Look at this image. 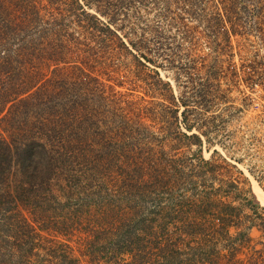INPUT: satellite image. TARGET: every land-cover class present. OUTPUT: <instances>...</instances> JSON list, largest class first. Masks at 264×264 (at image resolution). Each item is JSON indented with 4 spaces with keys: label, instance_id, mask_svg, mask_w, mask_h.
<instances>
[{
    "label": "trees",
    "instance_id": "16d2710c",
    "mask_svg": "<svg viewBox=\"0 0 264 264\" xmlns=\"http://www.w3.org/2000/svg\"><path fill=\"white\" fill-rule=\"evenodd\" d=\"M149 1L0 0V216L12 201L23 218L0 217V264L7 256L20 261L26 245L33 253L45 230L85 232L89 250L109 238L123 242L120 252L132 254L127 264H140L132 243L145 240L159 250L150 264H173L170 253L179 264H199L219 257L226 240L251 239L261 224L253 188L214 154L206 158L203 147L228 122L219 105L233 88L264 86V57L233 65L236 47L253 32L249 24L264 43V2L156 0L165 6L160 19H130L138 2ZM174 5L203 29L183 14L169 17ZM69 15L77 33L64 21ZM164 18L184 29L189 46L179 32L167 33ZM41 22L47 26L37 31ZM61 61L75 64L66 71ZM209 110L219 112L204 118ZM106 113L117 117L116 129L100 128ZM9 117L27 126L22 146L14 148L6 133ZM152 126L163 132L160 148L144 142ZM179 137L196 145L191 155L179 154ZM233 226L242 230L235 235Z\"/></svg>",
    "mask_w": 264,
    "mask_h": 264
},
{
    "label": "rangeland",
    "instance_id": "374dc122",
    "mask_svg": "<svg viewBox=\"0 0 264 264\" xmlns=\"http://www.w3.org/2000/svg\"><path fill=\"white\" fill-rule=\"evenodd\" d=\"M250 2L257 4L264 2V0H250ZM63 6L65 8L69 7L68 4H64ZM92 9L95 10V8ZM164 11L165 6L162 2L156 3V0H150L147 4L138 2L136 8L130 12V19L144 25L145 23H152L160 19ZM178 13L185 16L186 22L190 27L198 25L200 29H203L204 23L197 21L190 14L183 12L179 5L172 7L169 17L170 15H177ZM75 19L74 15H69L66 16L64 21L70 31L77 33L80 27L77 25ZM167 19L164 18V27L167 33L176 35L179 32V39H184L185 46H189L190 42L185 38L184 33L181 32L184 29H178L177 25H172L173 20L171 18H169L171 21ZM250 25L248 29L253 32L244 37V45H242V48L239 49V47H236L237 52L233 65L238 67H241L242 62L248 63L253 58L261 59L264 57V43L259 37L258 31L253 30L255 27ZM46 26L45 23L41 22L36 25V29L37 31H41ZM196 39L198 47L203 51H209V44L206 42V39L200 38L199 35H197ZM73 64H75L74 61H61L59 63L60 67L66 71H70ZM162 72L166 75L168 71L162 70ZM168 78L174 80L172 73H170ZM183 80H186L185 76ZM233 89L235 90L231 92L230 100L219 105V107L224 108L222 110L223 115L229 120L226 123H222L212 134L213 144L205 140L203 151L206 158H212L214 154L218 162L225 163L226 169H229L230 173L243 181L241 185L245 187L251 186L261 203L257 190L259 187L264 190V86H258L254 92H251L242 81L239 86ZM249 97H253V99ZM244 103H249V106ZM243 104L244 108H242ZM205 112L204 118L212 119V115L219 111L209 110ZM145 120L149 124L151 123L149 119L145 118ZM99 121L101 129L109 128L110 131L116 129L118 124L117 117H114L111 113L100 116ZM3 123L14 148L17 145L22 146L28 141V138L23 136L24 133H27L25 130L27 126L24 121L18 122L15 118L9 117ZM145 136L147 137H144L145 143H149V145L155 146L156 148L161 147L163 132L159 128L152 126L146 132ZM179 138L178 140L181 141V147L178 149L179 154L191 155L196 149V145H190L189 139L187 138ZM225 159L231 164L225 161ZM13 171L18 175L17 177L11 175L14 185L20 177L19 167L16 166ZM221 177H224L221 178L224 180L227 178L226 176ZM245 180L247 181L246 184ZM218 182L220 183V181ZM218 182L217 185L219 184ZM200 189L202 190L203 187L200 186ZM227 198L228 200L231 199V197ZM14 203L12 201L8 202L4 206L8 210L3 208L0 217L3 220H9L10 218L14 222L18 221L19 224H23L21 213H19V216L14 215L17 210L11 209L14 207ZM236 203L239 204L238 201ZM261 206L263 209L260 212L263 218L260 217V213L253 215V218L261 224L251 231V239L241 236V238L233 237L232 239L226 240V242L219 245L222 249V254L219 257L213 255L208 260L202 259L199 264H264V222H262L264 221V205L261 204ZM29 207L20 204L23 213L31 217ZM244 212L250 214L251 211L246 208ZM248 214L243 216L242 226L249 223L251 215ZM240 230H242V227L233 226L231 228L232 233L235 235ZM86 237V233L80 230H76L70 236L59 235L53 231L45 230L42 236L36 240V248L33 253L30 252V246L26 245L22 254H25L24 257L20 261H13L10 260V256H7V264L10 262L12 264H127L132 260V254L130 252H120V248L125 246V243L109 238L107 240L97 241L92 245L91 250H89ZM132 246L135 248L134 252L137 254L140 264H150L153 261V257L157 256L159 252L158 248L154 246V243L147 240L140 242V244L139 242L132 243ZM8 250L7 252H9ZM171 254H167L168 258L172 257L171 263L179 264L180 261L177 258H173ZM187 255L185 254L184 257ZM7 261H3L1 264H6Z\"/></svg>",
    "mask_w": 264,
    "mask_h": 264
},
{
    "label": "bare ground",
    "instance_id": "6f19581e",
    "mask_svg": "<svg viewBox=\"0 0 264 264\" xmlns=\"http://www.w3.org/2000/svg\"><path fill=\"white\" fill-rule=\"evenodd\" d=\"M261 203L264 205V190L262 188H258L257 190Z\"/></svg>",
    "mask_w": 264,
    "mask_h": 264
},
{
    "label": "crops",
    "instance_id": "0c3cea01",
    "mask_svg": "<svg viewBox=\"0 0 264 264\" xmlns=\"http://www.w3.org/2000/svg\"><path fill=\"white\" fill-rule=\"evenodd\" d=\"M262 204V203H261Z\"/></svg>",
    "mask_w": 264,
    "mask_h": 264
}]
</instances>
